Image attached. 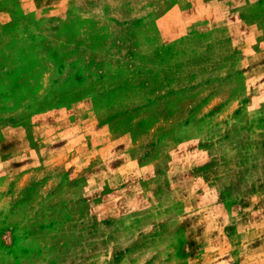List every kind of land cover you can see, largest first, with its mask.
<instances>
[{"label":"rangeland","instance_id":"obj_1","mask_svg":"<svg viewBox=\"0 0 264 264\" xmlns=\"http://www.w3.org/2000/svg\"><path fill=\"white\" fill-rule=\"evenodd\" d=\"M0 264H264V0H0Z\"/></svg>","mask_w":264,"mask_h":264}]
</instances>
